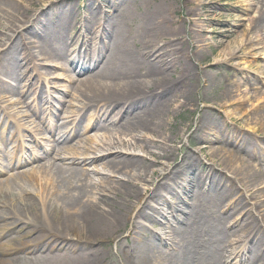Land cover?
Listing matches in <instances>:
<instances>
[{
    "label": "bare ground",
    "instance_id": "1",
    "mask_svg": "<svg viewBox=\"0 0 264 264\" xmlns=\"http://www.w3.org/2000/svg\"><path fill=\"white\" fill-rule=\"evenodd\" d=\"M131 1L116 0L125 5L119 10L99 3L89 4L87 14L81 17L85 24L71 37L73 6L59 10L49 7L38 12V5L29 1L26 14L16 17L20 14L19 3L0 0V27L7 31H12L13 27V30H22L21 39L14 44L11 62L6 66L16 68L17 62L31 56L22 40L30 26L39 24L42 33H34L39 50L59 45L48 56L49 63L54 64L57 59L70 62V67L79 74H86L76 87L85 101L83 109L101 110L103 118L112 115L108 124H99L100 128L108 129L121 121V127L127 131L155 137L165 134V117L171 115L180 98H189L192 94L194 55L187 52L182 30L176 27L178 23L172 16L174 8L168 0L159 3L144 0L135 9L130 6ZM69 43L75 48L72 47L75 59L67 49ZM11 92L17 90L11 89ZM231 93L227 90L224 96L218 95L215 105L223 103ZM237 106L240 112L242 104L238 102ZM50 112L56 114V110ZM244 114L254 120L251 123L254 128L263 125L252 117L253 113L245 111ZM204 124L205 119L201 125ZM214 126L219 129L220 125ZM167 133L170 141H175L177 132L171 129ZM62 140L64 137L59 133L54 142ZM153 144L136 140L130 146L121 142L120 147H108L100 164L110 173L138 171L136 179L121 178L116 183L108 176L109 180L103 182L104 190L109 187L113 196L98 190L101 196L93 197L95 188L90 177L80 172V166L97 159L78 161L60 157L53 166L54 179L45 173L37 182L33 176L23 173L12 182H0V235L15 230L14 237L24 238L36 233L33 238L14 246L6 247L10 239L1 244L0 264L12 262L19 253L31 256L37 264H117L110 261V247L107 251L97 247L112 241L119 247L121 229L127 224H130L128 237L132 241L128 247L129 257L121 264H264V248L258 249L257 244L259 241L264 247V229L259 220L260 217L264 222V170L254 169L248 162L253 155L251 147L243 145L230 150L228 156H222L219 151L212 153L209 159L212 166L204 167L208 173L206 178L186 169L187 162L183 167L160 173L159 180L152 181L154 189L145 198L137 181H148L156 174L154 166L162 165V161L171 156L166 148ZM125 147L130 148L127 152L140 150L156 161L152 165L141 163L134 156L118 152ZM155 148L159 152H155ZM187 159L202 166L200 158ZM224 171L231 176H224ZM33 184L37 185L36 191L32 189ZM242 188L248 196L239 194ZM173 189L177 192V202L171 206L163 202L167 207L163 213L156 203L162 202L163 194ZM184 197H187L185 201ZM232 197L236 199L229 203ZM244 197L255 201L251 208ZM182 201L191 211L179 219L174 218V227L168 231L174 240L168 243L164 241L168 237L161 238L159 232L165 230L159 226L166 221L167 213L176 214ZM234 213H246L253 219L255 226L250 232L249 225L245 224L239 231L231 232L230 229L240 226L242 219H247L243 215L240 220L232 221ZM228 232L235 233L239 242L244 238L253 241L240 255L238 250L242 245H234Z\"/></svg>",
    "mask_w": 264,
    "mask_h": 264
},
{
    "label": "rangeland",
    "instance_id": "2",
    "mask_svg": "<svg viewBox=\"0 0 264 264\" xmlns=\"http://www.w3.org/2000/svg\"><path fill=\"white\" fill-rule=\"evenodd\" d=\"M15 1L19 3L20 11L16 17L26 14L24 12L27 8L29 9V1L38 5V12L49 7L59 10L65 6H73L71 14L73 26L69 31L71 37L76 36L85 24L84 18L81 17L87 14L89 4L99 3L107 8L114 7L116 10L125 6L124 3H117L119 0L117 2L116 0ZM143 1L132 0L130 6L135 9ZM148 1L159 3L165 0ZM168 1L174 8L175 13L172 16L178 23L176 27L182 30L187 52L194 55L192 68L195 79L192 84V94L189 98H180L175 104L171 115L165 117V134H159L157 137L144 132L127 131L121 127V121L110 125L108 129L100 128L99 124L102 122L108 124L112 115L108 114L106 118H103L101 110L83 109L85 101L76 87L79 85V80L86 74H79L70 67V62L57 59L54 64L49 63L48 56L53 54L54 47L59 45L55 44L54 47L39 50L40 48L35 45L37 39L34 34L42 33V27L39 24L32 28L28 25L26 29L29 26L30 28L22 40L31 56L21 63L17 62L16 68L6 66L11 62L9 60L14 52V44L21 39L19 33L22 30H13L15 29L13 27L12 31H7L0 27L1 183L12 182L18 174L23 173L33 176L37 182L42 180V175L45 173L50 174L54 179L53 166L59 162L60 157L78 161L97 159L94 163L80 166V172L90 177L91 185L95 188V190L91 189L94 193L93 197H99L101 195L97 192L104 190L106 185L103 182L109 180L106 179L108 176L114 183L121 178L125 181L129 177L136 179L137 170L112 174L103 164H100L101 158L107 155L105 151L110 145L120 147L121 142H126L130 146L136 140L154 143L152 146L157 143L171 154L169 159L162 161V165L154 166L156 174L152 178H148V181H137L140 184V191L146 194L145 198H148L154 189L152 181L157 182L160 173H166L173 167H180L186 162L184 167L189 165L186 169L194 170L196 175L200 174L206 178L208 173L205 172L204 167L212 166L209 160L210 155L216 151H219L222 156H228L230 150L240 149L243 145L250 146L253 155L248 162L254 169L264 170V0ZM4 12L3 9L2 13ZM72 47L73 43L67 45L72 59H75L77 56ZM15 71L16 74H14ZM11 89L17 92L12 93ZM227 90L232 92L231 97L215 105V98L220 94L224 96ZM238 102L242 104L240 112L237 111L241 109L237 106ZM55 110L56 114L50 112ZM245 111L249 114L253 113L252 117L262 121L263 125L260 124L261 126L254 128L251 124L254 120H251V116L244 114ZM204 119L205 124L202 126ZM216 123H219V129L214 126ZM171 129L177 132L174 136V139L177 137L175 141H170V135L167 133ZM198 132L201 133L196 135ZM59 133L64 140L59 143L54 142ZM129 149L125 147L118 152L125 156H134L141 163L152 165L156 161L155 157L140 150L127 152ZM154 151L159 152L156 148ZM191 156L200 158L203 167L199 166L195 160L187 159ZM222 174L228 178L231 176V173L228 174L226 171ZM175 187L176 185L173 188ZM32 189L36 191L37 185L33 184ZM104 193L113 196L109 187L104 190ZM175 193L177 192L174 189L170 193H164L163 201L156 203L158 210L166 212L167 207L163 203L165 201L170 206L177 202ZM239 194L248 196L244 188ZM186 198L184 197L183 201ZM235 199L236 197H232L229 203H233ZM244 199L251 208L255 201L246 197ZM183 201L176 210V214L167 213L166 221L159 226L165 230L158 231L161 238L168 237L164 240L168 243L174 240V236L168 232L171 227H174L176 222L174 218L179 219L191 211L190 207L183 205ZM243 215L247 219L245 221L242 219L240 226L230 229L231 232L239 231L243 224L249 225V232L255 226L253 219L246 213L242 215L234 213L232 221L240 220ZM259 220L264 229V222L260 217ZM129 229L130 224L121 229L119 247L117 242L112 241L97 248L107 251L110 247L108 250L111 256L110 261L121 264L129 257L128 247L132 241L128 237ZM14 232L15 230L1 234L0 245L10 239L11 242L6 247L14 246L36 235L34 232L31 236L18 238L14 237L16 234ZM231 232H228V238L235 242L234 245H242L238 250L241 255L251 245L253 239L244 238L242 242H239L240 238ZM245 233L243 236L246 235ZM257 244L258 249L264 248L261 242L258 241ZM30 258L31 256L19 253L8 264H37Z\"/></svg>",
    "mask_w": 264,
    "mask_h": 264
}]
</instances>
